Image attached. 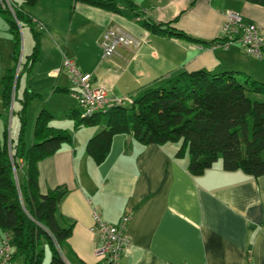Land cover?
Returning a JSON list of instances; mask_svg holds the SVG:
<instances>
[{
    "label": "crops",
    "instance_id": "0c3cea01",
    "mask_svg": "<svg viewBox=\"0 0 264 264\" xmlns=\"http://www.w3.org/2000/svg\"><path fill=\"white\" fill-rule=\"evenodd\" d=\"M115 1L121 2V13L75 0H37L34 12H27L40 33L39 59L27 76L47 80L43 87L34 82V91L28 89L41 95L40 109H46L44 96L71 95L70 101L77 103V88L62 68L64 56L80 73L91 75L93 86L131 101L183 71L231 72L264 83V56L252 57L238 46L201 43L223 37L226 11L238 12L246 25H258L264 36L263 7L242 0H132L130 9L123 0ZM0 17L1 82L13 63L14 42ZM176 17L172 26L200 42L159 36L139 22L165 23ZM110 27L123 29L142 46L137 51L119 47L116 55L102 59V35ZM30 48L31 53L33 44ZM248 97L264 103L262 94ZM67 108L46 110L56 117L51 127L72 134V145L37 165L41 194L58 187L67 190L57 212L62 226H73L60 250L65 264H103L95 254L99 237L94 213L113 225L130 216V244L120 264H264V176L227 172L220 160L191 176L187 155L176 157L179 143L142 145L131 134L114 136L106 158L97 165L86 155L85 145L100 127L74 130L66 115L78 107L64 111ZM6 112L0 94V121ZM46 257L49 264V252L44 262Z\"/></svg>",
    "mask_w": 264,
    "mask_h": 264
},
{
    "label": "trees",
    "instance_id": "16d2710c",
    "mask_svg": "<svg viewBox=\"0 0 264 264\" xmlns=\"http://www.w3.org/2000/svg\"><path fill=\"white\" fill-rule=\"evenodd\" d=\"M22 1L29 7L37 2ZM75 1L121 13L119 1ZM123 1L130 9L134 6L132 0ZM242 1L264 8V0ZM0 14L8 24L14 42L12 66L5 70L0 82L1 101L9 110L20 74H30L39 59L40 33L29 14L18 6L16 19L19 24L23 22L30 27L34 44L17 72L20 30L10 13L0 9ZM177 19L165 23L139 22L150 33L159 36L200 42L174 28L172 24ZM222 40L201 43L217 44ZM248 93L264 95V83L231 72L183 71L157 88L142 91L129 105L110 106L105 112L91 117H83L78 108L66 117L73 121L74 130L100 127L85 145L86 155L97 165L106 158L114 136L131 134L142 145L179 143L176 157L187 155V171L191 176L203 174L220 160L227 172L241 171L257 178L264 176V103L251 100ZM40 98L41 95L27 90L19 100L21 107L17 115L21 125L15 145L9 138L7 124L3 132L0 143V232L10 236L12 263L21 258L23 264H43L49 252V264H65L60 250L71 236L73 226H62L57 212L67 190L58 187L41 194L37 165L64 145L71 146L72 134L51 127L50 121L56 117L43 105L34 122V143L24 147L27 106L31 100ZM19 167L24 169L23 182L16 177Z\"/></svg>",
    "mask_w": 264,
    "mask_h": 264
},
{
    "label": "built area",
    "instance_id": "2783aa9c",
    "mask_svg": "<svg viewBox=\"0 0 264 264\" xmlns=\"http://www.w3.org/2000/svg\"><path fill=\"white\" fill-rule=\"evenodd\" d=\"M0 9L12 15L17 22L15 11L18 9L13 0H0ZM225 21L222 27L223 40L215 44V47L228 49L232 46L242 48L246 54L262 58L264 56V36L260 27L255 24H244L238 12L226 11ZM143 42L128 34L119 27H110L102 35L101 49L102 59H108L117 54L119 47H125L137 51ZM62 68L69 74V80L77 88L74 97L83 117H91L94 114L105 112L110 106L131 104L128 98L110 97L104 86H93L90 74L80 73L73 63L63 57ZM129 215H124L118 224L103 222L94 213V230L99 237V244L95 248L98 261L103 264H120V258L128 245L130 238L126 234ZM13 247L10 236L2 234L0 238V264H12Z\"/></svg>",
    "mask_w": 264,
    "mask_h": 264
},
{
    "label": "rangeland",
    "instance_id": "374dc122",
    "mask_svg": "<svg viewBox=\"0 0 264 264\" xmlns=\"http://www.w3.org/2000/svg\"><path fill=\"white\" fill-rule=\"evenodd\" d=\"M17 7L21 6L23 11L25 12H34V6L29 7L25 4H23L22 0H13ZM12 16V15H11ZM1 20H3L2 17H0ZM22 22V21H21ZM20 22V23H21ZM1 23H4L1 21ZM18 28L20 30V35H21V43H20V55L18 58V63H17V69L19 68V64L21 63L22 60H24L25 55L30 53V45L34 44L33 37L30 31V27L26 23H18ZM2 29V28H0ZM25 40V44H24ZM29 41V44H28ZM25 45V47H24ZM18 72V71H17ZM47 83V80H44ZM42 77L40 75L36 76L34 79V74L31 75V77H28L26 73L22 72L20 74V77L18 79V85L16 89V95L15 98L12 97L11 99V104L8 112H6L5 115H3L1 122V128H0V143L2 142V137L1 134L4 131L3 124L6 122L7 124V131L9 133V138L11 137L13 140V144L15 145L17 143V136L18 132L20 129L21 122L18 118V111L21 107L20 104V99L23 98V93L24 91L28 89H32L34 91V82L38 85H42V87L45 85ZM71 95H55V97L50 98L49 96H44L43 100L46 101V109L48 111H56V112H61L63 111V107H68L64 111L72 110L76 107H78L77 103L75 101H70ZM70 103H73L70 104ZM41 101L39 99H33L29 102V105L27 106V124L25 128V133H24V145L25 148H28L31 143H33L32 140V129H33V124L35 122V119L37 117V114L39 112ZM13 112V114H12ZM10 139H8V142ZM9 148V147H8ZM10 149V148H9ZM16 177L20 182H23L24 180V169L22 167H19L18 170L16 171ZM49 260V257H46V260L44 264H47ZM13 264H23V260L21 258L16 259Z\"/></svg>",
    "mask_w": 264,
    "mask_h": 264
}]
</instances>
